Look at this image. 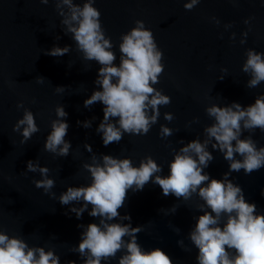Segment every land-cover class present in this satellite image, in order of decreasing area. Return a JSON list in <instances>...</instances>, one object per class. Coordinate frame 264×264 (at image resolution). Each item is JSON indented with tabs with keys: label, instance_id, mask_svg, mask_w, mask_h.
I'll use <instances>...</instances> for the list:
<instances>
[{
	"label": "water",
	"instance_id": "95a60500",
	"mask_svg": "<svg viewBox=\"0 0 264 264\" xmlns=\"http://www.w3.org/2000/svg\"><path fill=\"white\" fill-rule=\"evenodd\" d=\"M87 2L72 0L80 8ZM188 2L95 0L93 4L100 12L105 39L112 44L107 50L116 57L112 66H120L122 36L129 34L138 20L152 31L163 53L164 71L159 83L151 86L169 97L170 103L158 106L159 115L147 134L136 135L120 129L119 117L104 121L106 106L102 102L85 107V100L103 90L97 83L102 79L99 69L103 66L84 58L74 35L68 32L69 26L63 24L71 16L67 5L61 0H48L47 4L40 0H0V234L20 239L31 249L51 251L59 264H86L90 253L85 250L81 254L79 244L90 224L103 231V220L109 225L130 226L131 234L122 237L125 245L135 239L142 252L160 249L172 264H198L199 250L190 237L199 217L211 212L199 196V188L207 187L212 179L232 183L241 188L245 202L256 205L254 215H264V167L248 175L244 169L230 171L231 163L243 162L244 157L234 153L233 160H226V149L222 152L207 132L217 124L208 114L209 108L238 104L246 111L264 96V81L250 87L254 78L251 69L243 70L249 51L262 54L264 59V0H199L190 11L184 8ZM71 26L78 25L72 22ZM54 48L69 50L63 56L48 55ZM116 80L112 78L113 83ZM19 104L23 107L18 108ZM61 107L66 117L57 116L56 109ZM25 111L32 112L39 128L27 141L23 137L26 124L13 130ZM146 111L149 118L155 114L151 106ZM57 120L69 125L64 137L70 144L67 156L59 155L63 144L55 153L45 150L52 123ZM245 120L240 121L237 139L252 140L259 151L264 148V131L244 128ZM102 122L113 124L122 139L105 147L103 132L98 131ZM163 128L171 134L165 135ZM194 141L203 145L212 159L205 167L199 165L195 152L187 155L197 161L203 169L201 174L209 180L187 199L172 193L164 196L155 178L170 176L175 156L184 155L181 150ZM232 146L235 148L236 140ZM104 156L128 159L134 168L151 158L160 169L142 190L135 185L127 190L119 215L112 220L91 216L93 206L85 207L82 198L60 203L68 188L91 186L88 167H103ZM29 161L36 171L28 170ZM41 168L48 169L46 175L41 174ZM45 179L53 181L47 191L36 187V182ZM227 219L228 214L221 213L216 226L223 229ZM135 228L140 231L132 233ZM229 252L234 255V250ZM127 254L122 247L115 257L102 259L101 264H119Z\"/></svg>",
	"mask_w": 264,
	"mask_h": 264
},
{
	"label": "clouds",
	"instance_id": "9594fccd",
	"mask_svg": "<svg viewBox=\"0 0 264 264\" xmlns=\"http://www.w3.org/2000/svg\"><path fill=\"white\" fill-rule=\"evenodd\" d=\"M40 2L47 4L48 0ZM94 2L95 0H88L80 8L74 6L72 0H61V3L71 10L70 19H64L63 24L69 26L68 32L74 35L78 49L83 52L85 59L95 60L103 66L99 69V76L102 79L97 81L103 90L94 92L90 99L84 101V105L88 107L97 101L102 102L106 106L103 109L104 121L110 117H119V127L125 133L147 134L150 125L156 122L159 115L158 106L170 103L169 97L161 95L151 86L159 83L158 77L164 71V65L161 63L163 53L158 49L152 31L147 30L144 23L138 20L135 22L136 27L129 34L122 36L123 42L119 45V51L123 54L120 66H112L116 57L113 52L107 50L112 44L109 39H105L100 23V12L93 7ZM198 3L199 0H190L184 4V8L190 11ZM57 7H60L59 3ZM72 22H76L78 26H71ZM244 23L247 24L248 21ZM68 50L54 48L48 55L63 56ZM247 56L243 70L248 72L251 69L254 78L249 86L255 87L264 81V59L262 54L253 51H249ZM113 77L117 78L116 83L112 82ZM38 82H42V79ZM149 106L155 113L151 118L147 116L146 111ZM17 107H23V104ZM232 107L237 111H233ZM232 107L209 108L208 114L216 118L217 124L208 128L207 132L215 138L222 152L226 149L224 157L226 160H233L234 153L244 157L243 162L231 163L230 171L238 172L244 169L248 175L264 167V148L257 151L252 140H238L237 133L240 131V121L245 120V117L247 119L244 128H260L264 131V96L257 99L246 111H241L238 104ZM56 114L58 117L67 115L62 107L56 109ZM165 118L170 120L171 116L166 115ZM25 124L27 127L23 130V137L27 141L32 134L39 131L30 111H25L24 118L13 130L18 131L20 126ZM87 126L86 124L85 127ZM51 127L52 132L47 137L45 150L55 153L57 147L63 144L59 155L67 156L70 144L64 142V137L67 135L69 125L57 120ZM98 131L103 132L102 140L105 147L122 139L121 132L113 124L106 125L102 122ZM162 131L165 135L171 134L167 128H163ZM233 140H236L235 148L232 146ZM86 148L90 150L87 145ZM181 151L185 154L175 156L174 162L170 165V176L163 179L157 176L155 183L160 186L164 196L172 193L177 198L187 199L190 192H195L203 182L209 180L207 175L201 174L203 169L198 166L197 161L187 153L195 152L199 165L205 167L212 156L204 150L203 145L195 141ZM103 161V167L86 166L93 178L90 187L68 188L60 197V203L66 205L70 201L82 198L85 207L88 204L93 206L89 213L91 216L112 220L119 215L118 209L123 206L127 190L133 185L137 190H142L153 173L160 171L151 158H148L146 163L141 162L139 168L132 167L128 159L117 160L104 156ZM28 170L36 171L31 161L28 162ZM40 172L46 175L48 169L41 168ZM225 175L227 177V174ZM52 186L53 181L50 179L36 182V187L44 188L45 191ZM199 196L206 202L211 212L199 217L195 231L190 237L199 250L198 264H264V215H254L256 205L245 202L241 188L233 186L232 183L212 179L207 187L199 188ZM221 213L228 214L223 229L216 226ZM79 214L78 212V217ZM101 223L103 231L96 224H90L79 244L78 251L81 254L85 250L90 253L86 264H101L102 259L115 257L122 247H126L128 254L119 260V264H172L170 257L160 249L142 252L135 239L125 245L122 237L131 234L130 226L122 227L117 223L109 225L103 220ZM139 231V228L132 229V233ZM229 250H234V255L230 256ZM0 264H59V262L51 251L46 253L43 248L31 249L20 239H10L7 235L0 234Z\"/></svg>",
	"mask_w": 264,
	"mask_h": 264
}]
</instances>
